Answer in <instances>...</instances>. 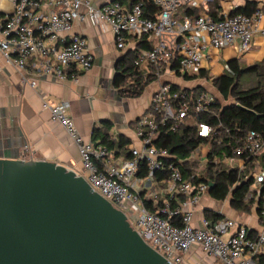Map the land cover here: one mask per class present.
<instances>
[{
    "label": "built area",
    "instance_id": "1",
    "mask_svg": "<svg viewBox=\"0 0 264 264\" xmlns=\"http://www.w3.org/2000/svg\"><path fill=\"white\" fill-rule=\"evenodd\" d=\"M149 1L156 9L153 17L144 15L141 1L128 6L119 1L97 4L92 0H0V53L18 71L29 68L35 75L76 80L92 67L93 54L87 40L74 33L75 22L87 19L94 25L105 23L120 50L125 48L128 37L144 40L148 48L138 52L134 68L144 80L153 77L158 85L136 122L134 142L130 141L127 149L129 156L84 139L66 102L50 107L52 119L77 147L82 167L79 174L120 210L140 237L169 263L182 264L183 254L198 245L222 264H255V258L264 255V171L258 161L251 174V185L261 187V230L256 235L230 218L212 222L203 217L200 226H195L192 206L209 189L206 182H195L209 162L224 166L234 159L242 160L244 155L258 154L264 149V140L250 130L231 156L210 157L209 148L200 142L184 158L156 147L154 140L163 128L176 132L188 125H194L201 138L213 133L212 126L195 123L192 118L206 112L215 96L205 89L198 93L184 91L193 86L183 85L181 76H196L188 81L191 83L201 79L198 76L203 70L213 75L204 67L211 50L236 42L241 51L247 50L255 34H264V27H260L262 13H232L220 7L215 19L209 13V4L214 0ZM185 7L199 9L200 13L193 18L179 15ZM29 85L36 88V81L30 80ZM183 162L194 164L186 176L180 167ZM142 165L145 174L140 176ZM146 202L152 203V210ZM177 218L179 225L174 223Z\"/></svg>",
    "mask_w": 264,
    "mask_h": 264
},
{
    "label": "crops",
    "instance_id": "2",
    "mask_svg": "<svg viewBox=\"0 0 264 264\" xmlns=\"http://www.w3.org/2000/svg\"><path fill=\"white\" fill-rule=\"evenodd\" d=\"M92 1L94 3L119 1L124 5L132 3V0ZM214 1L217 2L219 9L220 7L230 10L241 9L245 10L247 15L259 10L262 13L260 27H264V0ZM2 5H5V2ZM73 31L87 40L93 54L92 67L80 73L76 80L70 78L57 80L50 76L35 75L29 68L18 71L7 63L0 53V157L44 160L81 173L82 167L76 145L51 117L50 107L60 101L67 103L68 112L84 139H90L97 144L100 138L95 135L93 140V134H102L104 122H108V134L111 138L122 136L134 142L133 131L136 122L147 109L150 95L158 81L152 80L140 95L129 97L116 87L114 76L118 71L116 64L122 62L129 49L137 47L139 52L145 47L138 45V40L134 37H128L125 48L117 49L111 29L103 22L94 25L87 19L77 21L73 25ZM209 53L210 59L204 67L209 68L208 73L214 76H220L230 70L229 63L232 61L242 68L260 63L264 61V34H255L245 51H241L239 43L236 42L218 51L211 50ZM32 79L36 81V88L29 85ZM161 81L165 80H159ZM190 84L199 85L210 91L222 104L229 102L222 100L203 78L191 83L185 82L183 85ZM223 167L243 171L248 165L243 159H234ZM261 170L264 171V168ZM252 171L253 168L247 171L248 177L252 179L251 184ZM251 184L247 192L249 197L244 198L248 202L245 209L233 208L230 195L222 201L211 198L208 189L192 206L193 224L200 226L204 213L212 211L222 218L235 220L244 225L251 235H256L261 230L258 215V192L261 187L256 189ZM182 264L222 263L207 255L200 246L193 245L183 254Z\"/></svg>",
    "mask_w": 264,
    "mask_h": 264
},
{
    "label": "water",
    "instance_id": "3",
    "mask_svg": "<svg viewBox=\"0 0 264 264\" xmlns=\"http://www.w3.org/2000/svg\"><path fill=\"white\" fill-rule=\"evenodd\" d=\"M0 264L171 263L76 171L0 157Z\"/></svg>",
    "mask_w": 264,
    "mask_h": 264
},
{
    "label": "trees",
    "instance_id": "4",
    "mask_svg": "<svg viewBox=\"0 0 264 264\" xmlns=\"http://www.w3.org/2000/svg\"><path fill=\"white\" fill-rule=\"evenodd\" d=\"M143 2V12L146 16H152L156 12L149 0H132V4ZM128 5V6H130ZM219 6L216 1L209 4V13L213 18H217ZM232 13L248 14L245 10L236 9ZM200 13L199 9L185 7L180 11V15L196 17ZM138 45L148 48L144 40H138ZM138 56V49H129L122 62H118L116 67L118 71L114 76V83L122 93L129 97H135L141 94L144 87L151 82L153 77L144 80L141 72L134 68V60ZM122 63V64H121ZM231 73H224L220 76H213L200 72L199 78L213 87L221 96L222 100L228 101L227 104L215 97V102L206 112L200 113L192 121L195 123H206L213 127V133L207 138L198 137L194 125H188L178 129L176 132L168 131L163 128L159 130L154 143L158 148H165L177 158L187 157L192 149L200 142L209 148L208 155L211 156H231L234 148L241 145L248 131L253 130L264 140V61L248 67H239L235 61L229 63ZM246 79L240 84V78ZM182 80L188 82L196 76L182 75ZM253 85L245 87L248 83ZM245 84V85H244ZM179 89V86L174 85ZM184 91L198 93L204 88L196 85L191 89L184 88ZM105 127L102 134H93V140L96 136L100 138L97 144H103L108 149L114 150L116 154L124 153L129 156L127 149L130 140L125 137L111 138L108 134L109 123L104 122ZM96 135V136H95ZM96 144V143H95ZM248 165L247 169L239 171L237 169H226L223 166H216L209 162L201 174L195 179V182H206L209 187V195L215 200H224L228 195L231 196V206L235 209H245L244 200L249 186L252 182L248 177V172L252 170L253 164L258 161L261 168H264V149L258 154L242 156ZM181 170L184 176L188 175L194 168L193 163L183 162ZM140 176L145 174V167L142 165L138 173ZM147 208L152 210V203H145ZM204 217L214 222L222 218L219 214L212 211H206ZM174 223L179 225V219H174ZM255 264H264V255L255 258Z\"/></svg>",
    "mask_w": 264,
    "mask_h": 264
},
{
    "label": "rangeland",
    "instance_id": "5",
    "mask_svg": "<svg viewBox=\"0 0 264 264\" xmlns=\"http://www.w3.org/2000/svg\"><path fill=\"white\" fill-rule=\"evenodd\" d=\"M96 3H98V2H96ZM246 79V77H241L240 78V84L244 81ZM245 85V84H244ZM251 85H253V82H250V83H248L245 87H247V86H251ZM207 153V150L206 149H203V154H206Z\"/></svg>",
    "mask_w": 264,
    "mask_h": 264
}]
</instances>
